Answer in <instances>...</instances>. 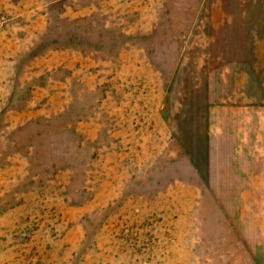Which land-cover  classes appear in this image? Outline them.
<instances>
[{
    "label": "rangeland",
    "instance_id": "374dc122",
    "mask_svg": "<svg viewBox=\"0 0 264 264\" xmlns=\"http://www.w3.org/2000/svg\"><path fill=\"white\" fill-rule=\"evenodd\" d=\"M0 264H264V0H0Z\"/></svg>",
    "mask_w": 264,
    "mask_h": 264
}]
</instances>
